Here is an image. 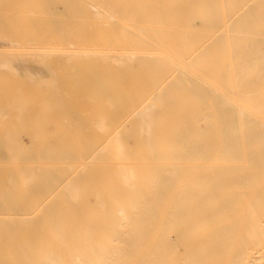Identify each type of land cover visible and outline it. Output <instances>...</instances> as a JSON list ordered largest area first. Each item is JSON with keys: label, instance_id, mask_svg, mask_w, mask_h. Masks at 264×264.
Wrapping results in <instances>:
<instances>
[{"label": "bare ground", "instance_id": "bare-ground-1", "mask_svg": "<svg viewBox=\"0 0 264 264\" xmlns=\"http://www.w3.org/2000/svg\"><path fill=\"white\" fill-rule=\"evenodd\" d=\"M0 264H264V0H0Z\"/></svg>", "mask_w": 264, "mask_h": 264}, {"label": "rangeland", "instance_id": "rangeland-1", "mask_svg": "<svg viewBox=\"0 0 264 264\" xmlns=\"http://www.w3.org/2000/svg\"><path fill=\"white\" fill-rule=\"evenodd\" d=\"M33 68V67H32ZM37 68H40V67H37ZM40 71V70H39ZM64 97L66 98V94L64 95ZM63 96H62V98H64ZM68 97H69V99H68ZM71 99V96H69V95H67V99H64V100H67V101H69ZM63 104H67L68 105V103H66V101H64V103ZM53 110L55 111L56 110V107H54L53 108ZM67 110H68V107L67 106H64V107H62V110H60L61 111V113L62 114H59V115H57L56 114V118H54V119H52L51 121L53 122L52 124H55V127H51V128H49V129H56L57 130V127H61L63 124H65L66 122H69L70 120H72V121H74V120H76V119H74V118H70V115L67 113ZM89 113H92L90 110H84V113L83 112H80V114L78 115V118L80 119V121H85V122H87V121H89L88 122V125L90 126V124H91V121H92V119L90 118V116H89ZM90 123V124H89ZM88 127V126H87ZM86 127V128H87ZM88 129V128H87ZM87 131V130H86ZM62 132V131H61ZM60 132V137L58 136L59 134L57 133V135L56 134H54L55 136H51L52 138H49L50 140H48V144L52 147V148H54V149H56L57 147H56V145L58 146V144L60 143H62L61 141L59 142V139H61L62 138V133ZM86 134H88V132H86L84 135L86 136ZM87 137V136H86ZM59 144V145H60ZM54 146V147H53ZM56 147V148H55ZM57 149H59V147L57 148ZM60 150V149H59ZM36 165V164H35Z\"/></svg>", "mask_w": 264, "mask_h": 264}]
</instances>
